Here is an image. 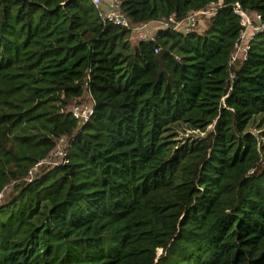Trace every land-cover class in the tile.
<instances>
[{
	"label": "trees",
	"instance_id": "obj_1",
	"mask_svg": "<svg viewBox=\"0 0 264 264\" xmlns=\"http://www.w3.org/2000/svg\"><path fill=\"white\" fill-rule=\"evenodd\" d=\"M102 1L0 0V264H264V32L230 65L264 0L135 45L221 0Z\"/></svg>",
	"mask_w": 264,
	"mask_h": 264
},
{
	"label": "built area",
	"instance_id": "obj_2",
	"mask_svg": "<svg viewBox=\"0 0 264 264\" xmlns=\"http://www.w3.org/2000/svg\"><path fill=\"white\" fill-rule=\"evenodd\" d=\"M92 2L97 8H99L103 1L92 0ZM222 6L223 1L221 0L218 3H212L204 11L191 14L184 21H176L174 17H171L166 21H155L144 24L135 30H141L142 42L154 41L159 31H167L169 29L178 33L189 34L191 32H196L195 28L198 24L202 23L205 18L212 20L214 17H216ZM235 11L241 17V25L243 30L241 31L238 41L235 44L234 53L230 60L231 67L237 66L239 61L247 60L248 53L251 50L257 36L264 32V21L261 15L254 12L244 11L239 4L235 6ZM102 16L105 20H108L109 22H112L116 25L130 27V22L122 14L120 0H110L108 11L103 13ZM158 51L159 50H156V53H158ZM232 78H234V75H232ZM94 107L95 104L91 100L88 107L82 109L76 105L71 109V112L77 120L85 125L93 116ZM69 147V140L65 137L61 138L58 142L57 148L49 155V157L40 161L30 171L28 177L29 181H33L43 169L66 165L69 162Z\"/></svg>",
	"mask_w": 264,
	"mask_h": 264
},
{
	"label": "rangeland",
	"instance_id": "obj_3",
	"mask_svg": "<svg viewBox=\"0 0 264 264\" xmlns=\"http://www.w3.org/2000/svg\"><path fill=\"white\" fill-rule=\"evenodd\" d=\"M209 21H210L209 19L205 18L202 23H200V24L197 25V27L195 28V31L197 33H203V32H205L207 30V28H208ZM143 32H145V31H143ZM141 37H142L141 36V30H136V31L133 32V36H132L131 42L134 45L135 44H138V42H140L142 40ZM90 102L91 101H90V97L89 96H87L85 98V100L83 101L84 104H90ZM253 132H255L258 135L260 134V132L258 130H256V129H253ZM188 134H190V132ZM9 190L10 189H8L7 191H9ZM1 200H2V196L0 198V201ZM161 254H162V250L159 251V257H160Z\"/></svg>",
	"mask_w": 264,
	"mask_h": 264
}]
</instances>
